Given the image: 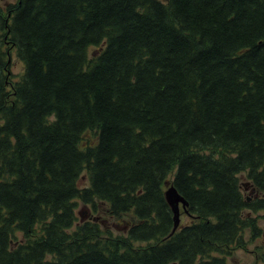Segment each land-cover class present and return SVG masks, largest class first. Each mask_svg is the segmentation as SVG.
<instances>
[{"label": "trees", "instance_id": "1", "mask_svg": "<svg viewBox=\"0 0 264 264\" xmlns=\"http://www.w3.org/2000/svg\"><path fill=\"white\" fill-rule=\"evenodd\" d=\"M258 214L264 0L0 3V264H228Z\"/></svg>", "mask_w": 264, "mask_h": 264}, {"label": "rangeland", "instance_id": "2", "mask_svg": "<svg viewBox=\"0 0 264 264\" xmlns=\"http://www.w3.org/2000/svg\"><path fill=\"white\" fill-rule=\"evenodd\" d=\"M18 0H0V3L6 7L10 3H14ZM94 49L91 48L90 52H94ZM11 69L12 72L16 75L13 76L14 79H17V76L20 75V73L24 69V63L23 61L17 56L16 52H12L11 56ZM89 133L88 135H90ZM87 135V136H88ZM242 183H246L245 188V195L248 197H251L255 191L251 190V186L249 187L247 182L249 181L247 178L243 176ZM81 186H87L89 185V180L87 178H82L80 180ZM77 213L79 219H96L97 221H100V223L106 228V229H115V219L111 217L108 213V207L106 203H99L97 209H94L90 205H86L82 201L78 202L77 207ZM256 215V213H255ZM259 215L258 224L260 228L262 229L261 233L258 235H253L251 231H248L245 234L246 238V246L245 248H237L234 249L232 254L228 256L227 261L228 264H264V260L262 259V256H264V216L262 214ZM190 221V217L183 212V209L181 208V218L180 223H187ZM175 223L179 225V220H175ZM115 231H117L115 229ZM18 237H22V233H17Z\"/></svg>", "mask_w": 264, "mask_h": 264}, {"label": "water", "instance_id": "3", "mask_svg": "<svg viewBox=\"0 0 264 264\" xmlns=\"http://www.w3.org/2000/svg\"><path fill=\"white\" fill-rule=\"evenodd\" d=\"M254 190V189H253ZM167 199L172 203L176 212V220H179V213H180V202H182L183 207L186 206L185 201L178 195L175 188L171 187L166 191ZM178 227V224H175L174 231Z\"/></svg>", "mask_w": 264, "mask_h": 264}, {"label": "bare ground", "instance_id": "4", "mask_svg": "<svg viewBox=\"0 0 264 264\" xmlns=\"http://www.w3.org/2000/svg\"><path fill=\"white\" fill-rule=\"evenodd\" d=\"M168 202H169V204L171 205V207H172V209H173V211H174V215H175V220H176V212H175V209H174V206L172 205V203L168 200Z\"/></svg>", "mask_w": 264, "mask_h": 264}]
</instances>
